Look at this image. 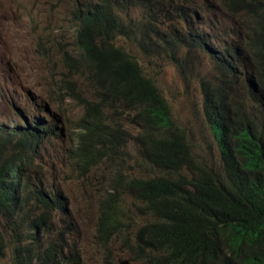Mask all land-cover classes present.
Wrapping results in <instances>:
<instances>
[{"label": "trees", "instance_id": "obj_1", "mask_svg": "<svg viewBox=\"0 0 264 264\" xmlns=\"http://www.w3.org/2000/svg\"><path fill=\"white\" fill-rule=\"evenodd\" d=\"M166 2L173 6L178 31H160ZM135 8L141 10L140 19L131 17ZM211 13L225 20L208 22ZM231 16L239 17V41L226 39ZM71 18L77 49L67 61L93 91L92 99L84 97L75 81L67 80L84 112L81 165L113 164L108 195L100 201L99 236L134 230L135 247L147 264H264V0H75ZM195 22L199 26L193 29ZM179 30H186L190 46L205 55L211 41L221 50L220 56L210 57L217 76L202 84L218 166L199 161L155 81L117 42L126 39L151 57H174L184 42ZM233 77L243 79L247 96L234 89ZM14 111L25 126L15 123L6 132L0 124V214L19 217L28 198L42 207L41 216L23 233L26 238L15 242V264H66L59 240L50 243L42 259L25 247L39 237L37 222L44 225L45 216L66 212L60 194L53 190L48 195L26 175L59 118H51L53 128L35 117L28 122ZM10 144L14 151L7 150Z\"/></svg>", "mask_w": 264, "mask_h": 264}, {"label": "rangeland", "instance_id": "obj_2", "mask_svg": "<svg viewBox=\"0 0 264 264\" xmlns=\"http://www.w3.org/2000/svg\"><path fill=\"white\" fill-rule=\"evenodd\" d=\"M173 1L178 3L179 0ZM162 4L164 23L159 26L160 31L171 32V27L176 31L173 6L169 2ZM74 5L75 0H0V124L6 127V132L15 123L23 124L22 118L15 116V109L28 122H33L34 117L45 123H48L46 118L52 122L48 116L59 118L55 129L60 130L46 132L26 175H30L33 184L46 189L48 195L53 190L60 194L67 203L66 212L45 216L44 225L37 222L41 226L39 237L25 247L32 257L42 259L50 243L59 240L60 259L66 264H147L135 247L134 230L126 232L127 229L120 228L107 239L97 233L100 201L108 195L113 164L99 161L91 168L81 165L78 146L83 134L84 112L77 95L67 84L68 77L76 82L75 90L84 97L92 99L93 91L85 80L70 73L73 69L67 61L77 49L76 25L71 20ZM130 14L134 19L141 18L139 8L132 9ZM212 15L213 19L208 22L225 20L220 13ZM198 26V22L191 25L193 29ZM186 30H179L183 46L175 49L174 57L170 53L171 58L167 55L151 57L126 39L120 38L117 42L155 81L199 161L218 166L220 155L204 114L202 84L213 82L217 76L210 57L220 56L221 50L215 44L206 55L196 50L190 46L192 40ZM231 82L241 95L249 94L242 78L233 77ZM14 149L13 144L7 146L8 151ZM129 150L132 155L136 153L132 145ZM126 203L130 206L131 199H126ZM131 209H134L132 205ZM21 213L17 218L0 214V264H15V242L18 237H21L19 240L26 238L29 227L41 216L42 207L28 198Z\"/></svg>", "mask_w": 264, "mask_h": 264}, {"label": "clouds", "instance_id": "obj_3", "mask_svg": "<svg viewBox=\"0 0 264 264\" xmlns=\"http://www.w3.org/2000/svg\"><path fill=\"white\" fill-rule=\"evenodd\" d=\"M240 14V16L241 17H245V15H244V13H239ZM228 25H229V35H227L228 37H230V38H227V36H226V39H227V41L228 42H231L233 39L235 40V41H239V39H236V37L238 36L237 35V32H238V30L241 28V25H240V23H239V17H236V16H231L230 18H229V23H228ZM226 27V26H225ZM208 45H213V44H215V45H218L217 43H216V41H211L210 43H207ZM70 64V63H69ZM70 68H71V66H70ZM72 69V68H71ZM70 73H74L73 71H70ZM75 75V74H74ZM75 76H77V75H75ZM82 78V77H81ZM68 80L70 81V82H72V80H70V78L68 77ZM73 84H76V82L75 83H73ZM49 112V111H48ZM50 114V113H49ZM51 115V114H50ZM48 116V115H47ZM49 118H52L51 116H48ZM52 119H55V117L54 118H52ZM56 130H60V128L58 127V128H56ZM55 130V131H56ZM83 134H82V137L81 138H83ZM80 138V139H81ZM219 150V149H218ZM220 155V154H219ZM66 205H67V203H66Z\"/></svg>", "mask_w": 264, "mask_h": 264}, {"label": "bare ground", "instance_id": "obj_4", "mask_svg": "<svg viewBox=\"0 0 264 264\" xmlns=\"http://www.w3.org/2000/svg\"><path fill=\"white\" fill-rule=\"evenodd\" d=\"M194 35H195V34H194ZM236 39H239V37L237 36ZM208 49H211V48H208ZM215 52H216V51H215ZM35 103L37 104V101H36ZM38 105H39V104H38ZM22 120H23V119H22ZM46 120H47V122H48L49 125H51V126L53 125V124L50 122L49 119L46 118ZM22 122H23V121H22ZM51 126H50V127H51ZM53 126H54V125H53ZM53 126H52V127H53ZM53 128H54V127H53ZM52 133H54V131H53ZM46 135H47V133H46Z\"/></svg>", "mask_w": 264, "mask_h": 264}]
</instances>
